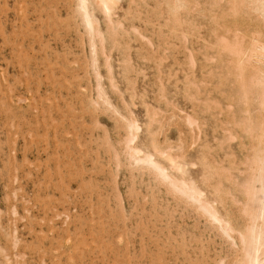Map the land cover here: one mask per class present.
<instances>
[{"label": "rangeland", "instance_id": "rangeland-1", "mask_svg": "<svg viewBox=\"0 0 264 264\" xmlns=\"http://www.w3.org/2000/svg\"><path fill=\"white\" fill-rule=\"evenodd\" d=\"M132 1L121 0L118 12L115 10L117 16L113 20L119 23L118 30L99 12L94 13L99 30L105 34L103 38L106 36L105 41L95 42L98 72L111 108L102 99L96 103L98 78L90 46L92 36L82 23L76 0H0V18L5 25L3 31L0 28V264H215L220 258L229 261L224 244L216 235L209 236L210 241L202 236L208 227L192 203L159 184L147 169L130 164L123 152L128 137L125 124L126 119H136L141 127L139 143L148 144L154 134L160 148L184 158L189 173L202 189V129L206 139L211 140L213 129H218L214 122L222 118L228 106L220 84L235 78L229 58L222 54L215 37L223 34L231 38V33L238 31L249 39L250 32L262 30V23L235 15L230 9L231 0H186L185 9L176 14L178 25L168 8L172 0L166 4V0ZM212 3L217 10L209 9ZM193 5L198 8L195 10ZM160 35L163 40L158 39ZM108 65L113 68L111 71ZM29 82L34 83L33 87L37 85L35 89L24 88ZM204 98L212 103L217 100L220 106L213 103L218 110L213 108L208 115L203 114L202 128ZM189 116L195 125L189 126Z\"/></svg>", "mask_w": 264, "mask_h": 264}, {"label": "bare ground", "instance_id": "bare-ground-1", "mask_svg": "<svg viewBox=\"0 0 264 264\" xmlns=\"http://www.w3.org/2000/svg\"><path fill=\"white\" fill-rule=\"evenodd\" d=\"M77 1V11L81 17L82 23L84 27L88 30L92 38L90 40V46L92 47L93 53V64L94 68L97 72L98 78V97L97 104L100 99H102V103L106 106L113 105L110 103L109 98L107 97L104 84L101 83V77L98 72L97 66V55L99 54L97 51L96 42L99 40H104L101 32L98 28L99 21L95 17V11L99 12L109 23L114 25V28L118 26L119 23L115 24L113 20V16L115 14V10L119 5L121 0H76ZM141 1V0H140ZM144 1V0H143ZM142 1V2H143ZM151 1V0H150ZM163 1V0H162ZM170 2V0H166L165 4ZM186 0H172L169 3V13L172 16H176L179 14L180 9H185ZM197 1V0H195ZM199 1V0H198ZM197 1V2H198ZM205 1V0H204ZM207 1V0H206ZM221 1V0H220ZM223 1V0H222ZM221 1V2H222ZM14 2V1H13ZM131 2H133L131 0ZM145 2V1H144ZM191 2V1H190ZM226 2V1H225ZM7 3V2H6ZM41 3V2H40ZM157 3V2H156ZM164 3V2H163ZM189 3V2H188ZM204 3V2H202ZM206 3V2H205ZM220 3V2H219ZM218 3V6H220ZM231 5L230 9L232 12L238 16L254 18L259 20L262 25V30H254L251 35L245 39L246 35L240 36L238 31L235 33H231L232 37L227 38L226 36H216L217 41L219 42L218 46H220L223 52L229 58L231 64V70L234 74V79L228 84H220L224 89L225 93V104H228L222 118L218 122H214L218 129L214 128L213 137H209L211 140L206 139V133L202 129V189L196 185L194 178H192L189 170L187 169L188 162L183 158L180 159L172 155L169 149L160 148L154 137H150L148 144L139 143V134L141 131V127L138 124L136 119H126L127 123L125 124L127 135L125 139V148L124 154L129 160L132 166H138L136 168L139 169H147L151 175L155 178L159 184H164L166 188L173 192L175 195L179 196L181 199H185L187 203H192L194 207H196L197 211L202 214V221L205 225H207V232L209 236L214 234L220 239V242L224 244L225 249V257H229V261H225V258H220L215 264H264V0H231L229 2ZM5 4V3H4ZM54 4V3H53ZM146 4V3H145ZM191 4V3H189ZM199 4V3H198ZM207 4V3H206ZM213 4H211L212 8ZM3 5V3L1 4ZM14 5V4H13ZM17 5V4H16ZM15 5V6H16ZM137 5V4H136ZM157 5V4H156ZM203 5V4H202ZM205 5V4H204ZM210 5V3L208 4ZM226 2V6H228ZM22 6V4H21ZM131 6V5H130ZM141 6V5H140ZM163 6V4H162ZM167 6V5H166ZM194 6V5H193ZM201 6V5H200ZM215 6V5H214ZM224 6V5H222ZM225 6V7H226ZM8 7V6H7ZM11 7H13L11 5ZM40 7V6H39ZM195 7V6H194ZM216 7V6H215ZM229 7V6H228ZM18 8V7H17ZM122 8V7H121ZM139 8V7H138ZM150 8V7H149ZM156 8V7H155ZM167 8V9H168ZM188 8V7H187ZM192 8V7H189ZM188 8V9H189ZM198 7H195V10ZM217 8V7H216ZM215 8V9H216ZM223 8V7H222ZM1 9V8H0ZM3 9V8H2ZM9 9V8H8ZM166 9V10H167ZM211 9V10H215ZM219 9V8H218ZM221 9V7H220ZM225 9V8H224ZM227 9V7H226ZM10 10V9H9ZM22 10V9H21ZM44 10V9H43ZM76 10V9H75ZM164 10V8H163ZM194 10V9H193ZM192 10V11H193ZM194 10V11H195ZM198 10V9H197ZM206 9H204L205 12ZM217 10V9H216ZM3 11V10H2ZM7 11V10H5ZM4 11V12H5ZM12 11V9H11ZM24 11V10H23ZM51 11V10H50ZM118 12V10H116ZM121 11V9H120ZM124 11V10H123ZM155 11V10H154ZM185 11V10H184ZM193 11V13H194ZM200 11V9L198 10ZM225 11V10H224ZM230 11V10H229ZM13 12V11H12ZM131 12V11H130ZM191 12V11H190ZM210 11H208L209 13ZM212 12V11H211ZM231 12V11H230ZM6 13V12H5ZM23 13V12H21ZM20 13V14H21ZM42 13V12H41ZM50 13V12H49ZM96 13V15H97ZM125 13V12H124ZM140 13V12H139ZM154 13V12H153ZM159 13V12H158ZM158 13L156 15H158ZM165 13V11H164ZM168 13V12H167ZM189 13V12H188ZM191 12V14L193 15ZM220 13V12H218ZM224 13V12H223ZM226 13V12H225ZM229 13V12H228ZM1 14V13H0ZM56 14V13H55ZM126 14V13H125ZM183 14V13H182ZM230 14V13H229ZM16 15V14H15ZM14 15V16H15ZM23 15V14H22ZM45 15V14H44ZM78 15V14H77ZM185 15V14H184ZM190 15V17L192 16ZM197 15V14H196ZM202 15V14H201ZM200 15V16H201ZM203 15H205L203 13ZM210 17L211 14H209ZM217 15V14H216ZM225 15V14H224ZM227 15V14H226ZM5 16V14H3ZM26 16V15H25ZM42 16V15H41ZM131 16V15H130ZM138 16V15H137ZM149 16V15H148ZM179 16V15H178ZM208 16V14H207ZM223 16V15H222ZM232 16V15H231ZM237 16V17H238ZM8 17V16H7ZM18 17H20L18 15ZM170 17V16H169ZM195 17V15H194ZM198 17V15H197ZM209 17V19H210ZM235 17V16H234ZM233 17V18H234ZM12 18V17H11ZM17 18V16H16ZM78 18V17H77ZM118 18V17H117ZM141 18V17H140ZM147 18V17H146ZM145 18V19H146ZM156 18V17H155ZM166 18V17H165ZM183 18V17H182ZM185 18V17H184ZM193 18V17H192ZM206 18V17H205ZM229 18V17H228ZM232 18V17H230ZM21 19V18H20ZM19 19V20H20ZM57 19V18H56ZM131 19V18H130ZM188 19V18H187ZM202 19V18H201ZM5 20V19H4ZM125 20V19H124ZM127 20V19H126ZM140 20V19H139ZM150 20V19H148ZM177 20V25L179 24ZM191 20V19H190ZM195 20V19H194ZM204 20V19H203ZM202 20V21H203ZM220 20V19H219ZM233 20V19H232ZM235 20V19H234ZM246 20V19H245ZM12 21V20H11ZM24 21V19H23ZM37 21V20H36ZM51 21V20H50ZM119 21V20H118ZM184 21V19H183ZM186 21V19H185ZM184 21V22H185ZM199 21V20H198ZM201 21V20H200ZM205 21V20H204ZM211 21V20H210ZM213 21V20H212ZM216 21V18H215ZM213 21L215 24L216 22ZM221 21V20H220ZM223 21V20H222ZM227 21V19H226ZM229 21V20H228ZM252 21V19H251ZM255 21V20H254ZM259 21L258 24H259ZM2 20L0 18V28L2 30ZM143 22V21H142ZM172 21H169V23ZM192 22V21H191ZM232 22V21H231ZM253 22V21H252ZM16 23V22H15ZM19 23V22H18ZM31 23V22H30ZM128 23V22H127ZM144 23V22H143ZM149 23V22H147ZM211 23V22H210ZM223 23V22H222ZM227 23V22H226ZM224 23V24H226ZM238 23V22H236ZM240 23V22H239ZM242 23V22H241ZM244 23V22H243ZM242 23V24H243ZM6 24V23H5ZM129 24V23H128ZM153 24V23H152ZM156 24V23H155ZM172 24V23H171ZM174 24V23H173ZM181 24V23H180ZM189 24V22H188ZM250 24V23H249ZM253 24V23H252ZM256 24V23H255ZM257 24V25H258ZM7 25V24H6ZM15 25V24H14ZM21 25V23H20ZM18 25V26H20ZM24 25V24H23ZM147 25V24H146ZM150 25V24H149ZM148 25V26H149ZM158 25V24H157ZM175 25V24H174ZM182 25V24H181ZM179 25V26H181ZM200 25V23H199ZM210 25V24H209ZM218 25V24H217ZM223 25V24H222ZM227 25V24H226ZM230 25V24H229ZM232 25V24H231ZM235 25V24H234ZM5 26V25H4ZM3 26V28H4ZM31 26V24H30ZM29 26V29H30ZM122 29H123V25ZM184 26V25H183ZM188 26V25H187ZM186 26V27H187ZM193 26V25H192ZM197 26V25H195ZM211 26V25H210ZM213 26V25H212ZM119 27V26H118ZM162 27V26H160ZM175 27V26H174ZM222 27V26H221ZM225 27V26H224ZM227 27V26H226ZM258 27V26H257ZM14 28V27H13ZM23 28V27H22ZM25 28V27H24ZM56 28V27H55ZM117 28V27H116ZM115 28V29H116ZM121 28V27H120ZM164 28V27H163ZM179 28V27H178ZM185 28V27H184ZM194 28V27H193ZM199 28V27H198ZM202 28V27H201ZM212 28V27H211ZM216 28V27H215ZM213 28V29H215ZM247 27H245L246 29ZM249 28V26H248ZM254 28V27H253ZM19 29V28H18ZM101 29V28H100ZM138 29V28H137ZM181 29V28H180ZM212 29V32H213ZM233 29V28H232ZM230 29V30H232ZM236 29V28H235ZM258 29V28H257ZM25 30V29H24ZM28 30V28H27ZM34 30V29H33ZM51 30V29H50ZM118 30V28H117ZM182 30V29H181ZM186 30V29H185ZM194 30V29H193ZM203 29H201L202 31ZM3 31V30H2ZM115 33L116 31L113 30ZM128 31V30H127ZM138 31V30H137ZM140 31V30H139ZM168 31V30H167ZM216 31V29H215ZM251 31V29H250ZM19 32V30H18ZM42 32V29H41ZM110 32V31H109ZM160 32V31H159ZM157 32V33H159ZM178 32V31H175ZM194 32V31H193ZM205 32V30H204ZM224 32V31H223ZM229 32V30H228ZM12 33V32H9ZM15 33V32H14ZM129 33V32H128ZM165 33V32H164ZM173 33V32H172ZM170 33V34H172ZM179 33V32H178ZM190 33V32H189ZM214 33V32H213ZM217 33V32H216ZM246 33V32H245ZM249 33V34H250ZM4 34V33H3ZM18 34V33H17ZM21 33H19L20 35ZM174 34V33H173ZM172 34V35H173ZM181 34L183 32L181 31ZM248 34V35H249ZM5 35V34H4ZM14 35V34H13ZM12 35V37H13ZM18 35V37H19ZM36 35V33H35ZM80 35V33H79ZM105 35V34H104ZM157 36V34H155ZM179 35V34H178ZM184 35H187L184 34ZM184 35H182L184 37ZM196 36V34L194 33ZM207 35V34H206ZM226 35H229L226 34ZM247 35V36H248ZM7 36V35H6ZM17 36V35H16ZM141 36V35H140ZM159 36V34H158ZM175 36V34H174ZM173 36V38H174ZM193 36V35H192ZM211 36V35H210ZM213 36V35H212ZM59 37V36H58ZM114 37V36H113ZM142 37V36H141ZM165 37V36H164ZM181 37V36H180ZM179 37V38H180ZM188 37V36H187ZM191 37V36H190ZM189 37V38H190ZM5 38V37H3ZM9 38V36H8ZM11 38V35H10ZM16 38V37H15ZM24 38V37H23ZM109 38V37H108ZM144 38V37H143ZM156 38V37H155ZM162 38L161 35L158 39ZM201 38V37H200ZM199 38V39H200ZM29 39V34L28 38ZM31 39V37H30ZM107 39V38H106ZM164 38H162L163 40ZM169 39V37H168ZM182 39V38H181ZM204 39V38H203ZM210 39V38H209ZM212 39V38H211ZM6 40V39H5ZM9 40V39H8ZM112 40L109 39V41ZM148 40V39H147ZM205 40V39H204ZM248 40V41H246ZM12 41V40H11ZM28 41V40H27ZM103 41V42H104ZM157 41V40H156ZM159 41V40H158ZM175 41V40H174ZM181 41V40H180ZM185 41V40H184ZM10 42V41H9ZM8 42V43H9ZM14 42V41H12ZM18 42V41H17ZM32 42V41H31ZM34 42V41H33ZM150 42V41H149ZM171 42V41H170ZM201 42V41H200ZM204 42V41H202ZM211 42V41H210ZM216 42V41H215ZM162 43V42H160ZM168 43V42H167ZM172 43V42H171ZM11 44V43H10ZM17 45L16 43H13ZM13 44H11L13 46ZM22 44V43H20ZM33 44V43H32ZM43 44V43H42ZM118 44V43H117ZM142 44V43H141ZM184 44V43H183ZM201 44V43H200ZM206 44V42H205ZM212 44V43H210ZM209 44V45H210ZM216 44V43H214ZM19 45V44H18ZM28 45V44H27ZM30 45V43H29ZM28 45V47H29ZM40 45V44H39ZM107 45V44H106ZM173 45V44H172ZM204 45V44H202ZM208 45V44H207ZM206 45V46H207ZM4 46V44H3ZM7 46H10L9 44ZM11 46V47H12ZM50 46V45H49ZM160 46V45H159ZM212 46V45H211ZM210 46V47H211ZM215 46V45H213ZM216 46V49L218 48ZM10 47V48H11ZM16 47V46H15ZM21 47V46H20ZM38 47V46H37ZM45 48L44 46H42ZM48 47V46H47ZM104 47V45H103ZM117 47V46H116ZM130 47V46H129ZM171 47V46H169ZM174 47V46H173ZM8 48V47H7ZM27 48V47H26ZM30 48V47H29ZM42 48V50H43ZM122 48V47H121ZM160 48V47H159ZM168 48V47H167ZM187 48V47H186ZM214 48V47H211ZM211 48L209 50H211ZM1 49V48H0ZM33 49V48H32ZM38 49V48H36ZM47 49V48H46ZM99 49V48H98ZM156 49V48H155ZM200 49V48H199ZM20 50V49H16ZM23 50V49H21ZM28 50V49H27ZM51 51V48L49 49ZM54 50V48H53ZM56 50V49H55ZM54 50V51H55ZM100 50V49H99ZM141 50V49H140ZM162 50V49H161ZM169 52V48L166 49ZM204 50V48L202 49ZM214 50V49H212ZM25 51V49H24ZM49 51V52H50ZM105 51V50H104ZM149 52V49L147 50ZM151 51V50H150ZM221 51V50H220ZM3 52V51H1ZM15 52V51H14ZM13 52V53H14ZM19 52V51H18ZM36 52V51H35ZM41 52V51H40ZM101 52V51H100ZM145 52V51H144ZM156 52V51H155ZM171 52V51H170ZM203 52V51H200ZM206 53V51L204 50ZM216 52V51H215ZM24 53V52H23ZM22 53V55H24ZM34 53V50H33ZM39 53V52H38ZM42 53V52H41ZM45 53V51L43 52ZM56 53V51H55ZM217 53L218 49H217ZM216 53V54H217ZM1 54V53H0ZM6 54V53H5ZM8 54V53H7ZM20 54V53H19ZM29 55L28 53H26ZM31 54V53H30ZM46 54V53H45ZM52 54V53H51ZM50 54V55H51ZM145 54V53H144ZM147 54V53H146ZM151 54V53H150ZM156 54V53H155ZM158 54V53H157ZM161 54V53H160ZM207 54V53H206ZM210 54V53H209ZM15 55V54H14ZM36 55V54H35ZM39 55V54H38ZM148 55V54H147ZM166 55V54H165ZM170 54H168L169 57ZM172 55V54H171ZM218 55V54H217ZM4 56V54H3ZM2 56V57H3ZM21 56V55H20ZM32 56V55H31ZM45 55H43L44 57ZM47 56V55H46ZM54 54L52 55V57ZM106 56V55H105ZM156 56V55H154ZM162 56V55H161ZM167 56V55H166ZM173 56V55H172ZM192 56V55H191ZM204 56V55H203ZM211 56V55H210ZM213 56V54H212ZM214 56H216L214 54ZM1 57V56H0ZM28 57L26 58L28 62ZM39 57V56H38ZM42 57V56H41ZM51 57V56H50ZM49 57V58H50ZM58 57V55H57ZM138 57V56H137ZM152 57V55H151ZM158 57V56H157ZM165 58L164 56H162ZM207 57V55H206ZM219 57V56H218ZM221 57V55H220ZM4 58V57H3ZM6 58V57H5ZM22 58V57H21ZM47 58V57H46ZM109 58V57H107ZM145 59L148 58L144 57ZM150 58V57H149ZM211 58V57H210ZM23 59V58H22ZM25 59V58H24ZM23 59V60H24ZM30 59V58H29ZM40 59V58H39ZM38 59V60H39ZM48 59V58H47ZM56 59V58H55ZM99 59V58H98ZM166 59V58H165ZM163 59V61L165 60ZM205 59V56L203 57ZM207 59V58H206ZM218 59V58H217ZM226 59V58H225ZM35 60V59H34ZM37 60V59H36ZM46 60V59H45ZM50 62L51 60L48 59ZM131 60V59H130ZM158 60V58H157ZM193 60V58H192ZM196 60V59H195ZM209 60V59H208ZM207 60V61H208ZM215 60V57L211 61ZM228 60V59H227ZM32 61V58H31ZM48 61V63H50ZM56 60H54L55 62ZM189 61V60H188ZM187 61V62H188ZM194 61V60H193ZM222 61V60H221ZM224 61V60H223ZM20 62V60H19ZM41 62V61H40ZM46 62V61H45ZM127 62V61H126ZM198 62V61H197ZM202 62V61H201ZM199 62V63H201ZM220 62V61H219ZM218 62V63H219ZM225 62V61H224ZM223 62V63H224ZM23 62L21 61V64ZM31 64V62L29 61ZM53 63V61H52ZM209 63V62H208ZM211 63V62H210ZM209 63V64H210ZM214 63V62H213ZM222 63V64H223ZM26 64V62H25ZM33 64V63H32ZM31 64V65H32ZM35 64V63H34ZM41 64V63H40ZM39 64V65H40ZM43 64V63H42ZM107 64H110L109 62ZM189 64V63H187ZM217 64V63H216ZM229 64V65H230ZM55 65V64H54ZM53 65V66H54ZM59 65V64H58ZM126 65V63H125ZM163 65V63H162ZM192 65V64H191ZM195 65V63H194ZM199 65V64H198ZM207 65V64H206ZM211 65V64H210ZM215 65V64H214ZM29 66V65H28ZM38 66V65H37ZM44 66V65H43ZM41 66V67H43ZM127 66V65H126ZM132 66V65H131ZM200 66V65H199ZM204 66V65H203ZM217 66V65H216ZM56 67V66H55ZM110 69V65L107 66ZM161 67V65H160ZM219 67V66H218ZM222 67V65H221ZM229 67V66H228ZM26 68V67H25ZM29 68V67H27ZM35 68V67H34ZM39 68V67H36ZM44 68V67H43ZM42 68V69H43ZM53 69V67H51ZM50 68V69H51ZM210 68V67H209ZM22 69V68H21ZM20 69V70H21ZM49 69V70H50ZM51 69V70H52ZM57 69V68H56ZM111 69H113L111 67ZM110 69V71H111ZM160 69V68H159ZM195 69V68H194ZM208 69V67H207ZM206 69V70H207ZM31 70V69H30ZM38 69H36L37 71ZM48 70V68H47ZM125 70V69H124ZM127 70V69H126ZM129 70V69H128ZM162 70V69H161ZM164 70V69H163ZM202 70V69H201ZM212 70V69H211ZM214 70V69H213ZM220 70V69H219ZM226 70V69H225ZM23 71V70H22ZM28 71V70H27ZM34 71V70H33ZM56 71V70H52ZM218 70H215L217 72ZM42 72V70H41ZM206 72V71H205ZM214 72V71H213ZM229 72V71H228ZM26 73V72H25ZM29 73V72H28ZM40 72H38L39 74ZM165 73V72H164ZM194 73V72H193ZM211 73V72H210ZM220 73V72H219ZM218 73V74H219ZM21 74V73H19ZM37 74V75H38ZM50 74V73H49ZM128 74V73H126ZM207 74V73H206ZM205 74V75H206ZM213 74V73H212ZM211 74V76H212ZM216 74V75H218ZM222 74V73H221ZM220 74V75H221ZM225 74V73H224ZM27 75V74H26ZM53 75V74H52ZM162 75V74H161ZM193 75V74H191ZM205 76L204 74H202ZM36 76V74H35ZM56 76V75H55ZM53 76V78L55 77ZM195 76V74H194ZM207 76V75H206ZM205 76V77H206ZM223 76V75H222ZM229 76V73H228ZM17 77V76H16ZM15 77V78H16ZM41 77V76H40ZM51 77V76H49ZM165 77V75H164ZM189 77V76H188ZM186 77V78H188ZM208 77V76H207ZM214 77V76H213ZM221 77V76H220ZM225 77V76H224ZM32 78V77H31ZM39 78V77H36ZM35 78V79H36ZM57 78V77H56ZM218 78V77H217ZM22 79V78H21ZM58 79V78H57ZM164 79V78H163ZM214 79V78H213ZM225 79V78H224ZM14 80V79H13ZM18 80V79H17ZM20 80V79H19ZM17 82H20V81ZM33 80V78H32ZM40 80V78H39ZM52 80V79H51ZM56 80V79H54ZM115 80V79H113ZM160 80V79H159ZM201 80V79H200ZM211 80V79H210ZM216 80V78H215ZM180 81V80H179ZM205 81V79H204ZM203 81V82H204ZM222 79L219 81V83ZM33 82V81H32ZM40 82V81H39ZM113 82V81H112ZM178 82V81H177ZM196 82V81H195ZM228 82V81H227ZM16 83V82H14ZM12 81V84H14ZM38 83V82H36ZM55 83V81H54ZM59 83V82H58ZM191 83V82H190ZM211 83V82H210ZM224 83V82H223ZM11 84V83H10ZM34 84V83H33ZM33 84L30 82L24 85L25 89H33ZM114 84V83H113ZM162 84V82H161ZM193 84V83H192ZM203 84V83H202ZM206 84V82H205ZM208 84V83H207ZM215 85V84H214ZM219 85V86H220ZM11 87L13 85H10ZM19 86V85H17ZM22 86V85H21ZM55 86V84H54ZM53 86V88H54ZM58 86V84H57ZM116 86V85H115ZM113 86V87H115ZM163 86V85H162ZM200 86V85H199ZM9 87V89L11 88ZM16 87V86H15ZM40 87V86H39ZM207 87V86H206ZM216 88V86H213ZM14 88V86H13ZM59 88V87H58ZM202 88V86H201ZM212 88V87H211ZM220 88V87H218ZM217 88V91H219ZM7 89V88H6ZM24 89V90H25ZM35 89V88H34ZM55 89V88H54ZM164 89V87H163ZM190 89V88H189ZM199 89V88H198ZM209 89V88H208ZM29 90V91H30ZM40 90V89H39ZM56 90V89H55ZM166 90V89H165ZM179 90V89H178ZM184 90V89H183ZM195 90V88L193 89ZM207 90V89H206ZM15 91V90H14ZM36 91V90H35ZM190 91V90H189ZM203 91V90H202ZM208 91V90H207ZM1 92V91H0ZM3 92V91H2ZM12 92V91H10ZM55 92V91H54ZM108 92V91H107ZM181 92V91H180ZM192 92V90H191ZM209 92V91H208ZM211 92V91H210ZM6 93V92H5ZM167 93V92H166ZM183 93V92H182ZM189 93V92H188ZM197 93V92H195ZM194 93V95H196ZM200 93V89H199ZM212 93V92H211ZM222 93V92H221ZM190 94H193L190 93ZM36 95L39 96V92L36 91ZM181 95V94H180ZM188 95V94H187ZM202 96L204 95L201 94ZM207 95V94H206ZM212 95V94H211ZM167 96L166 94L162 95ZM189 96V95H188ZM187 96V97H188ZM193 96V95H192ZM192 96L190 98L192 99ZM209 96V95H208ZM218 96V95H217ZM216 96V97H217ZM41 97V96H40ZM183 97V96H182ZM195 97V96H194ZM193 97V98H194ZM215 97V95H214ZM221 97V96H220ZM42 98V97H41ZM189 98V99H190ZM165 99V97H164ZM187 99V98H186ZM212 99V98H211ZM219 100V99H218ZM7 101V100H6ZM164 101V100H163ZM170 101V100H169ZM201 101V100H200ZM213 101V100H212ZM210 99L204 98L202 100L201 112H202V128L204 125L203 117L207 112L216 108L217 100L214 104ZM168 102V101H167ZM223 102V101H222ZM169 104V102L167 103ZM223 104V105H225ZM176 105V104H175ZM214 105V106H213ZM220 106V105H219ZM90 107V106H89ZM171 107V106H170ZM174 107V106H173ZM176 107V106H175ZM179 107V106H178ZM72 108V107H71ZM115 108V107H114ZM113 108V109H114ZM172 108V107H171ZM223 108V107H222ZM224 108V109H225ZM74 109V108H73ZM116 109V108H115ZM215 109V110H216ZM7 110V109H6ZM218 110V109H217ZM222 110V109H221ZM220 111V108H219ZM74 112V111H72ZM116 113H120L119 110H115ZM214 112V111H213ZM223 112V111H222ZM122 114V113H121ZM219 114V113H218ZM217 114V115H218ZM222 114V113H221ZM215 115V114H214ZM123 116V114H122ZM216 116V115H215ZM221 116V115H220ZM219 116V117H220ZM126 117V116H124ZM123 117V118H124ZM207 117V116H206ZM214 117V116H213ZM212 117V119H213ZM155 118V116H154ZM209 118V117H208ZM211 118V116H210ZM209 118V119H210ZM217 118V117H216ZM188 120L190 119L187 118ZM205 119V118H204ZM208 119V120H209ZM219 119V118H218ZM55 120V119H54ZM154 120V119H153ZM155 121V120H154ZM215 121V120H212ZM190 122L191 124H189ZM187 123L189 126L195 125L194 119H190ZM210 123V121H209ZM58 124V123H57ZM75 124V123H74ZM211 124V123H210ZM213 124V123H212ZM55 125V124H54ZM60 125V124H59ZM209 125V124H208ZM151 126V125H150ZM206 127V125H205ZM210 127V126H209ZM208 127V128H209ZM210 127V128H211ZM150 127H148L149 130ZM209 130V129H208ZM148 134H151L148 133ZM208 134V132H207ZM148 137V136H146ZM42 138V137H41ZM146 139V138H145ZM144 139V140H145ZM46 140V139H45ZM48 140V139H47ZM56 140V139H55ZM143 140V141H144ZM57 142V141H56ZM145 142V141H144ZM60 144V141L59 143ZM142 144V145H141ZM112 150V149H111ZM110 151V150H109ZM116 152V151H115ZM118 156V155H117ZM119 158V157H118ZM126 159V161H127ZM118 160V159H117ZM120 160V159H119ZM99 163V162H98ZM121 163V162H120ZM102 166V165H101ZM59 170V169H58ZM64 184V183H63ZM92 184V183H91ZM66 186V185H65ZM96 186V185H95ZM92 188V187H91ZM94 189V188H93ZM96 189V187H95ZM93 191V190H92ZM192 205V206H193ZM203 225V224H202ZM203 228V227H202ZM203 231V230H202ZM213 238H211L212 240ZM215 239V238H214ZM217 239V240H219ZM204 240V238H203ZM210 241V239H208ZM208 241V242H209ZM206 242V241H205ZM220 247H222L220 245ZM223 248V247H222ZM221 248V249H222ZM220 249V250H221ZM208 250V249H207ZM193 251V250H192ZM222 251V250H221ZM205 252V251H204ZM203 252V253H204ZM223 252V251H222ZM206 253V252H205ZM213 253V252H212ZM218 253H221L220 251ZM209 255V254H208ZM214 255V254H213ZM221 255V254H220ZM219 255V256H220ZM207 256V255H206ZM215 256V255H214ZM197 257V256H196ZM201 259V258H200ZM212 259V258H211ZM202 260V259H201ZM208 260V259H207ZM214 261V260H213ZM216 261V260H215ZM201 262V261H200ZM209 263V262H208ZM203 264V263H202Z\"/></svg>", "mask_w": 264, "mask_h": 264}]
</instances>
